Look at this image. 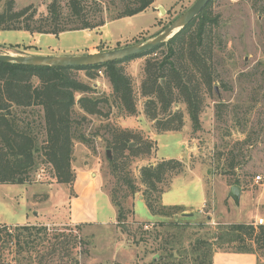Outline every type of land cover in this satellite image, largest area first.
Instances as JSON below:
<instances>
[{
  "label": "rangeland",
  "instance_id": "374dc122",
  "mask_svg": "<svg viewBox=\"0 0 264 264\" xmlns=\"http://www.w3.org/2000/svg\"><path fill=\"white\" fill-rule=\"evenodd\" d=\"M5 1L0 0V13ZM52 1L14 0V3L16 10L32 5L37 15L46 16V8ZM57 1L65 15L68 0ZM195 1L155 0V6L161 7L164 13L149 9L133 17L108 21L98 30L65 32L58 37L0 31V54L73 57L143 44L162 33ZM91 8V16L98 14ZM211 8L219 17L210 36L213 90L209 92L201 86L203 105L199 129H193L186 105L175 92L172 106L157 119L164 124L178 115L181 117L179 130L163 131L144 113L146 98L141 95L144 67L148 60L158 64L166 56L167 46L153 56L121 65L131 81L135 98L136 114L132 117L120 110L103 71L94 80L78 71L77 79L93 88L91 96L104 100L102 115L87 117L82 123L80 131L87 143L75 142L72 161L74 173L87 171L89 182L99 183L96 214L90 210L92 215L86 216L85 223H69L73 191L56 184L51 168L38 162L31 174V185L0 184V225L35 223L46 226L51 233L68 235V239L79 242L76 249L79 264H157L160 257L168 259L170 254L179 258L169 247L167 252L160 251L161 244L163 247L165 241L175 242L179 235L186 247L195 238L213 242L225 226L255 225L258 220L264 225V182L253 181L256 175L264 177V0H213ZM113 9L110 5L104 6L103 16L109 18ZM217 103L227 106L219 123L215 119ZM233 106L235 109L231 112ZM74 111L76 116L81 114L78 107ZM17 115L32 123V131L41 143L44 131L40 109L18 110ZM235 121L240 127L246 126L251 145L235 152L236 167L229 173L225 167L226 153L245 137L234 127ZM124 133L133 136L130 142L132 148H137L136 157L127 150L119 152L110 148V143L123 141ZM168 160L179 162V170L167 173L156 192L147 191L141 182L142 170L154 169ZM112 161L117 171L113 170ZM125 177L138 188L132 197L125 198L128 189L120 181ZM236 181L241 192L239 199L233 201L230 188L236 186ZM86 183L78 178L77 188H83ZM112 199L121 206L115 208ZM148 204L153 206V211ZM161 205L181 206L193 211L187 213L192 217L166 215ZM119 209L121 219L117 220ZM223 249L229 252L227 247ZM7 252L8 258H12L13 253ZM215 252L222 251L216 248Z\"/></svg>",
  "mask_w": 264,
  "mask_h": 264
},
{
  "label": "trees",
  "instance_id": "16d2710c",
  "mask_svg": "<svg viewBox=\"0 0 264 264\" xmlns=\"http://www.w3.org/2000/svg\"><path fill=\"white\" fill-rule=\"evenodd\" d=\"M154 1L68 0L67 13L64 15L59 2L54 0L47 6L46 16H40L32 5L16 10L14 0H6L0 13V31H24L54 37L65 32L93 31L100 29L108 21L145 12L151 9ZM212 1L188 26L165 44L135 57L79 68L0 63V184L31 185V174L38 162H42L51 168L56 184L68 186L72 190L75 181V173L72 170L75 142L87 143L80 127L87 117L101 116V105L104 103V100L91 96L93 88L80 82L76 73L83 71L90 80H94L96 74L103 71L120 110L126 116L132 117L136 114L135 98L131 81L124 74L121 65L136 58L153 56L164 46L168 48L166 56L158 64L148 60L144 67L145 79L141 85V95L146 98L144 113L163 131L179 130L180 116H173V121L164 124L157 119L160 113H166L172 106L175 92L186 105L193 129L198 130L203 105L201 86L209 92L213 90L214 71L209 64L213 52L210 36L212 38V31L218 25L219 17L212 12ZM107 5L114 7L109 18L103 16L104 6ZM90 7L98 14L91 16ZM205 47H208L206 52ZM191 77L196 80L193 81ZM161 81H165L166 85L162 86ZM75 107H78L81 113L79 116L75 114ZM226 107L223 103L215 105V119L218 123ZM36 108L41 111L44 131V140L41 143L32 131V123L19 119L17 115L18 110ZM234 109L233 106L231 112ZM174 123L178 125L174 126ZM234 127L245 137L234 143L226 153L225 167L229 173L236 167L235 152L251 145V137L245 132L246 126L240 127L235 121ZM123 138V141L110 143V148L119 152L127 150L136 157L134 154L137 148L130 146L133 136L124 133ZM111 165L114 166V161ZM179 167V162L168 160L162 161L154 169L144 168L141 182L147 191L156 192L163 177L167 173L178 171ZM113 168L114 171L118 170L117 166ZM120 181H123L128 189L125 198L136 194L138 188L129 178H121ZM234 185L238 186V182ZM112 204L115 208L121 206L114 200ZM148 208L153 211L152 205L148 204ZM162 208L166 210V215L184 213L180 206ZM120 213L119 209L117 220L121 219ZM67 236L63 233H51L43 225H0V264H79L76 252L79 242L76 243ZM180 239L179 235L177 241H165L163 247L162 244L160 246V251L167 252L166 247H169L179 258L176 259L170 254L168 259L160 257L157 264H213L216 248L227 252L223 247H227L230 253L254 255L256 264H264V225L225 226L213 242L195 238L186 247ZM7 250L13 253L10 259L8 252L5 253ZM84 253L88 255V250L85 249Z\"/></svg>",
  "mask_w": 264,
  "mask_h": 264
},
{
  "label": "water",
  "instance_id": "95a60500",
  "mask_svg": "<svg viewBox=\"0 0 264 264\" xmlns=\"http://www.w3.org/2000/svg\"><path fill=\"white\" fill-rule=\"evenodd\" d=\"M211 0H196L194 4L175 21L168 25L162 33L158 34L152 40L143 44L127 46L120 49H115L107 52H100L97 54H90L84 56L73 57H53V56H22L12 54H0V63H13L24 66L37 67H54V68H79L89 67L94 65H101L108 62L121 61L126 58L135 57L155 48L160 47L170 40L180 30L188 26L207 6ZM162 13L163 9L158 8ZM164 13V12H163ZM163 86V81H161ZM132 146V144L130 145ZM107 158L110 160L109 151H107ZM240 188L233 186L230 188V196L233 201H237L240 196ZM182 217L190 218L192 214L183 213Z\"/></svg>",
  "mask_w": 264,
  "mask_h": 264
},
{
  "label": "crops",
  "instance_id": "0c3cea01",
  "mask_svg": "<svg viewBox=\"0 0 264 264\" xmlns=\"http://www.w3.org/2000/svg\"><path fill=\"white\" fill-rule=\"evenodd\" d=\"M151 9L157 10L158 6H155V3H153L151 6ZM4 54H7V53H4ZM86 174H87V171H84V170H82L80 174L75 172V181L72 185L73 196H71L70 202H69V209H70L69 218L67 217V220L69 221V223L73 225H76L78 222L85 223L86 216L92 215V212L90 210H93L94 213L96 214V209H97V198L96 197H97V193L100 191V188H99L100 186H99V183L94 184L95 183L94 181L89 182V177ZM78 178H82V181L87 182L86 185L81 189L77 188ZM104 195L108 197L106 194ZM183 210H184V213L193 212V211L186 210V209H183ZM27 225H36V224L33 223V224H27ZM212 262L213 264H256V257L250 254H234L230 252H215L213 254Z\"/></svg>",
  "mask_w": 264,
  "mask_h": 264
},
{
  "label": "built area",
  "instance_id": "2783aa9c",
  "mask_svg": "<svg viewBox=\"0 0 264 264\" xmlns=\"http://www.w3.org/2000/svg\"><path fill=\"white\" fill-rule=\"evenodd\" d=\"M99 74L101 73V71L98 72ZM253 181L255 184H262L264 182V177H261L260 175H256L254 178H253ZM262 220H258L257 223L254 225V226H260L262 225Z\"/></svg>",
  "mask_w": 264,
  "mask_h": 264
},
{
  "label": "bare ground",
  "instance_id": "6f19581e",
  "mask_svg": "<svg viewBox=\"0 0 264 264\" xmlns=\"http://www.w3.org/2000/svg\"><path fill=\"white\" fill-rule=\"evenodd\" d=\"M159 8H160V7H159ZM165 11H166V10H165ZM163 12H164V10H163ZM163 12H162V13H163Z\"/></svg>",
  "mask_w": 264,
  "mask_h": 264
}]
</instances>
